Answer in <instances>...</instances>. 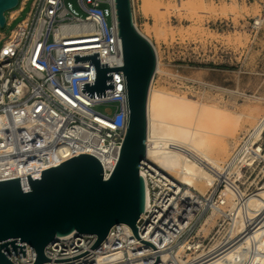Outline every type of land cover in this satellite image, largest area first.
<instances>
[{
  "label": "built area",
  "instance_id": "2783aa9c",
  "mask_svg": "<svg viewBox=\"0 0 264 264\" xmlns=\"http://www.w3.org/2000/svg\"><path fill=\"white\" fill-rule=\"evenodd\" d=\"M76 2L83 15L66 0H19L15 15H5V26L29 3L25 17L8 35L0 30V181L19 178L24 192L28 191L23 186V180L28 186L26 176L37 180L41 171L59 165L52 166L54 161L79 154L95 157L103 179L108 178L111 170L105 169L102 161L116 164L124 139L127 108L122 71L112 72L114 91L105 92V98L90 99L79 86L92 82L90 63L73 64L72 59V54L98 51L100 63L108 62V68L123 66L114 0ZM259 24L254 21L253 28ZM97 105L107 106V111H96ZM138 172L151 200L135 223L136 233L155 248L156 264H209L241 239H223L214 249L209 248L223 232L221 221L206 236L198 234L199 218L219 202L223 182H216L214 194L209 191L199 196V205L197 194L189 197L174 186L163 189L153 183L166 179L144 160ZM95 241V235L75 232L55 238L45 247L44 255L54 260L72 258ZM20 244L25 245V257L10 250L5 253L8 260L33 264L34 249ZM155 259L151 247L138 242L126 224H117L83 256L43 264H153Z\"/></svg>",
  "mask_w": 264,
  "mask_h": 264
},
{
  "label": "water",
  "instance_id": "95a60500",
  "mask_svg": "<svg viewBox=\"0 0 264 264\" xmlns=\"http://www.w3.org/2000/svg\"><path fill=\"white\" fill-rule=\"evenodd\" d=\"M19 0H0V29L5 27V14L14 10ZM121 41L123 66L108 68L100 63L98 51L72 54L73 64L90 63L92 82L79 83L80 92L90 99L105 98L114 91L113 71L124 77L127 125L119 157L105 180L98 160L79 154L41 171L39 179L26 176L28 191L20 187L19 178L0 181V264H12L5 253L22 252L26 243L36 254L33 264L64 262L91 251L117 224H126L135 239V223L145 205V186L138 166L146 149V101L156 57L152 45L137 31L132 19L130 0H114ZM72 232L96 236L85 252L68 259H48L45 247L57 237Z\"/></svg>",
  "mask_w": 264,
  "mask_h": 264
},
{
  "label": "rangeland",
  "instance_id": "374dc122",
  "mask_svg": "<svg viewBox=\"0 0 264 264\" xmlns=\"http://www.w3.org/2000/svg\"><path fill=\"white\" fill-rule=\"evenodd\" d=\"M66 2L83 15L76 0ZM153 2H160L163 9H154ZM28 10L29 3L10 26L0 29L5 36ZM134 10L138 28L158 52L160 72L154 75V89L192 100L196 105H214L228 118H241L238 124L232 119L227 123L228 155L223 158L227 159L237 142L251 132L252 119L238 114L252 112L258 117L264 111V0H134ZM9 13L15 14L12 10L5 15ZM256 20L260 24L253 28ZM94 109L104 113L107 106L97 105ZM258 144L262 153L251 166L241 169L236 180L248 195L264 183V131ZM207 187L198 186L200 192H206Z\"/></svg>",
  "mask_w": 264,
  "mask_h": 264
},
{
  "label": "bare ground",
  "instance_id": "6f19581e",
  "mask_svg": "<svg viewBox=\"0 0 264 264\" xmlns=\"http://www.w3.org/2000/svg\"><path fill=\"white\" fill-rule=\"evenodd\" d=\"M130 5L135 28L152 45L156 57L146 101V149L143 160L166 180H154L153 183L163 189L174 186V190H181L189 197L196 196V190L200 192L198 186H208L206 192L197 194L196 201L202 205L199 196L207 195L209 191L214 194L216 182H223L219 193L221 203L210 206L208 212L200 216L198 234L206 236L211 232L209 226L213 222L218 225L221 221L225 224L222 226L223 232L218 233L219 237L214 238L209 248L214 249L223 239H230V242L241 239L219 253L209 264H264V183L249 195L236 184L241 169L251 166L262 153L258 141L264 131V111L258 117L253 116L252 112L238 114L239 117L252 119L251 132L237 142L230 156L224 160L228 155L226 139L230 137L227 123L232 119L234 124H238L241 118H228L223 109L214 105H196L192 100L154 89V75L160 72L158 52L147 34L137 26L134 0ZM151 5L156 10L163 9L160 2ZM249 120L247 122L251 123ZM76 147L82 146L76 143ZM61 161H54L52 166ZM102 162L104 168L111 171L116 165L114 162ZM220 174L222 177L219 179ZM23 186L28 190L24 180ZM150 200L145 186V210L149 208Z\"/></svg>",
  "mask_w": 264,
  "mask_h": 264
},
{
  "label": "crops",
  "instance_id": "0c3cea01",
  "mask_svg": "<svg viewBox=\"0 0 264 264\" xmlns=\"http://www.w3.org/2000/svg\"><path fill=\"white\" fill-rule=\"evenodd\" d=\"M16 13V12H15ZM15 14H13V16H14Z\"/></svg>",
  "mask_w": 264,
  "mask_h": 264
}]
</instances>
